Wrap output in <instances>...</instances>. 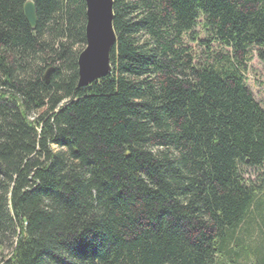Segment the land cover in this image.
<instances>
[{
    "label": "trees",
    "instance_id": "obj_1",
    "mask_svg": "<svg viewBox=\"0 0 264 264\" xmlns=\"http://www.w3.org/2000/svg\"><path fill=\"white\" fill-rule=\"evenodd\" d=\"M86 13L0 0V264H264V0H113L79 87Z\"/></svg>",
    "mask_w": 264,
    "mask_h": 264
},
{
    "label": "water",
    "instance_id": "obj_2",
    "mask_svg": "<svg viewBox=\"0 0 264 264\" xmlns=\"http://www.w3.org/2000/svg\"><path fill=\"white\" fill-rule=\"evenodd\" d=\"M87 7L86 47L78 59L79 87H89L107 77L112 70L110 56L116 42L113 27V0H85ZM25 17L36 27L35 6L29 1L24 6ZM48 71L46 80H49Z\"/></svg>",
    "mask_w": 264,
    "mask_h": 264
},
{
    "label": "rangeland",
    "instance_id": "obj_3",
    "mask_svg": "<svg viewBox=\"0 0 264 264\" xmlns=\"http://www.w3.org/2000/svg\"><path fill=\"white\" fill-rule=\"evenodd\" d=\"M246 83L255 99L262 105H264V66L257 59L256 54L253 55L251 60L246 65L245 70ZM247 180L255 181L257 174L253 170H247L245 173ZM11 250H6L5 255L10 254ZM2 257L0 256V259ZM251 264H255L251 262Z\"/></svg>",
    "mask_w": 264,
    "mask_h": 264
}]
</instances>
